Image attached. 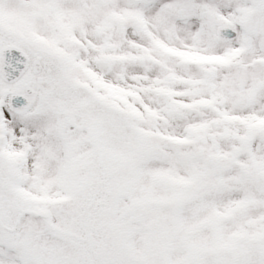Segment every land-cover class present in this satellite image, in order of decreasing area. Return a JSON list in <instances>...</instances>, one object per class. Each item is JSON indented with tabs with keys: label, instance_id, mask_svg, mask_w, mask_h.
<instances>
[{
	"label": "snow or ice",
	"instance_id": "1",
	"mask_svg": "<svg viewBox=\"0 0 264 264\" xmlns=\"http://www.w3.org/2000/svg\"><path fill=\"white\" fill-rule=\"evenodd\" d=\"M0 264H264V0H0Z\"/></svg>",
	"mask_w": 264,
	"mask_h": 264
}]
</instances>
